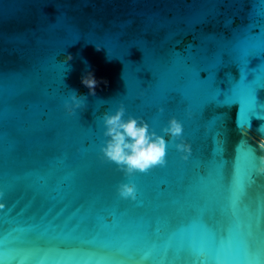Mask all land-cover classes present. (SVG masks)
Listing matches in <instances>:
<instances>
[{
  "label": "water",
  "instance_id": "95a60500",
  "mask_svg": "<svg viewBox=\"0 0 264 264\" xmlns=\"http://www.w3.org/2000/svg\"><path fill=\"white\" fill-rule=\"evenodd\" d=\"M234 53L255 56L248 84ZM88 71L107 81L95 95ZM256 88L264 0H0V264H264V175L246 162ZM73 89L87 100L69 114ZM121 104L158 135L176 118L187 159L176 140L146 174L104 161L101 116Z\"/></svg>",
  "mask_w": 264,
  "mask_h": 264
},
{
  "label": "clouds",
  "instance_id": "9594fccd",
  "mask_svg": "<svg viewBox=\"0 0 264 264\" xmlns=\"http://www.w3.org/2000/svg\"><path fill=\"white\" fill-rule=\"evenodd\" d=\"M97 51L100 50L96 47ZM73 56L69 53L62 61L71 65ZM81 84L88 89V95H95L100 83L91 71L81 76ZM87 96L78 94L77 90H71L68 99L64 102V108L69 114L75 109H83L86 106ZM162 111V109L160 110ZM103 124V136L105 140L99 151L104 161L114 164L125 176L146 174L154 167L163 166L166 163L167 144L179 140L174 147L177 152L183 153L182 159H187L191 153L190 145L180 139L183 134V126L176 118H169L167 126L161 129L163 135L152 131L149 124L140 117L128 115L125 118V108L121 104L114 112H106L101 116ZM260 138L255 141V146L249 145L254 159V172L257 176L264 175V125L257 129ZM249 129L241 131L242 136H247ZM169 137V140L165 139ZM259 153V154H257ZM117 194L122 199L136 198V188L132 183H120L116 188Z\"/></svg>",
  "mask_w": 264,
  "mask_h": 264
},
{
  "label": "snow or ice",
  "instance_id": "6c2138e0",
  "mask_svg": "<svg viewBox=\"0 0 264 264\" xmlns=\"http://www.w3.org/2000/svg\"><path fill=\"white\" fill-rule=\"evenodd\" d=\"M234 55L237 57L234 65L238 68V72H239L238 79H236L234 82L235 83L243 82L244 84L250 83L254 78L250 80L249 79V73H250V71L251 72H255V71H254V69H250L249 66H250L251 59L254 58L255 56L248 55L247 57H245L246 63L241 65L240 60H239V53H234ZM260 89H264V88H256L255 89V91H254L255 103L253 105H251L249 107V110H248V119H249L250 123H252L253 118L258 119L256 116V109L260 106H264V103L258 102L257 92ZM232 105L234 107H236L237 112L239 114V109H240L239 103L237 102V103H234ZM246 129H248V128L245 127L242 129V131L246 130ZM246 162L250 165L251 168L254 169V163H253L254 159H253V157L251 155V151L249 149H246ZM254 183H255V181L252 179L251 173H249V176L243 185V196L242 197L247 195V189L249 187H251V185ZM241 198H240V200H241ZM3 207H4V205L2 203H0V208H3ZM225 239H226L225 236H220V237H218V242L222 245L225 242ZM248 249H249V251H251V244L250 243L248 244ZM201 264H203L202 261H201Z\"/></svg>",
  "mask_w": 264,
  "mask_h": 264
}]
</instances>
